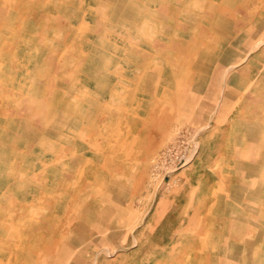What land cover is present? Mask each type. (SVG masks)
<instances>
[{
    "label": "rangeland",
    "instance_id": "obj_1",
    "mask_svg": "<svg viewBox=\"0 0 264 264\" xmlns=\"http://www.w3.org/2000/svg\"><path fill=\"white\" fill-rule=\"evenodd\" d=\"M0 264H264V0H0Z\"/></svg>",
    "mask_w": 264,
    "mask_h": 264
},
{
    "label": "bare ground",
    "instance_id": "obj_2",
    "mask_svg": "<svg viewBox=\"0 0 264 264\" xmlns=\"http://www.w3.org/2000/svg\"><path fill=\"white\" fill-rule=\"evenodd\" d=\"M32 136H33V135H32ZM33 137H34V136H33ZM88 186H89V185H88ZM88 186H87V187H88ZM91 188H92V187H91ZM80 194H82V193H80ZM80 205H81V204H80ZM81 206H82V205H81ZM81 206H80V207H81ZM85 207H87V206H85ZM76 222H77V221H76ZM78 223H79V222H78ZM96 228H97V227H96ZM100 228H101V227H100ZM2 261H3V259H2Z\"/></svg>",
    "mask_w": 264,
    "mask_h": 264
}]
</instances>
